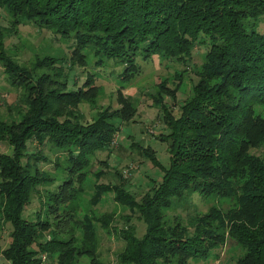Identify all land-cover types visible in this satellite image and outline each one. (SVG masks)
Returning a JSON list of instances; mask_svg holds the SVG:
<instances>
[{"label":"trees","instance_id":"1","mask_svg":"<svg viewBox=\"0 0 264 264\" xmlns=\"http://www.w3.org/2000/svg\"><path fill=\"white\" fill-rule=\"evenodd\" d=\"M0 9L10 12L15 28L33 24L70 40L77 58L66 73L63 58L57 56L22 65L7 54L0 28V63L9 84L23 89L26 108L19 121L0 119V143L12 146L11 154H0V220L12 226V241L0 251L6 261L43 264L49 256L58 264H81L86 256L96 264L91 221L78 245L72 229L44 241L49 221L42 216L52 214L54 198L36 221L24 216L32 192L45 178L52 181L37 165L23 163L32 156L29 142L50 144L65 154L66 179L54 193L57 197L85 192V169L98 152L110 149L121 126L139 112L136 99L123 92L141 72L138 59L158 56L188 63L194 48L203 45L206 52L194 71L198 80L193 96L180 106V116L166 105V96L176 97L166 84L153 97L169 129L162 139L169 145V165L152 148L132 143L164 172L162 181L141 200L124 185L98 184L94 203L103 190H113L116 200L142 213L147 224L142 237L133 234L132 226L121 234L125 249L120 264H192L210 259L228 239L244 250L237 264H264V160L250 153L264 143V0H0ZM111 62L123 68L118 75L119 108H97L100 74L89 68H108ZM76 64L87 72L80 87L71 80ZM88 103L100 109L92 122L75 112ZM187 193L229 198L237 205L227 212L212 208L189 223L180 218L164 228L163 210ZM62 214L55 217L67 222L69 211ZM97 220L110 228L108 219Z\"/></svg>","mask_w":264,"mask_h":264},{"label":"rangeland","instance_id":"2","mask_svg":"<svg viewBox=\"0 0 264 264\" xmlns=\"http://www.w3.org/2000/svg\"><path fill=\"white\" fill-rule=\"evenodd\" d=\"M13 16L10 12L0 9V28L3 30L6 40V52L20 64L32 66L38 58L46 56H57L63 58L65 67L64 72L68 71L71 64L76 62V57L72 56V42L62 39L47 29H40L33 24L23 23L15 28L12 26ZM9 29V30H8ZM264 32V23L260 28ZM205 46L197 45L193 50L192 59L188 63L176 60L163 61L158 56H154L147 61L138 59L141 67L140 74L132 81L124 94L136 99L139 104V112L134 121L130 124H123L119 133L114 137L113 145L109 150L98 152L93 159L91 168L85 169L87 173L86 183L83 185L85 192L66 197H57L59 187L66 179L65 154L50 144L38 145L36 142H29L28 152L31 157L25 158L24 164L37 165L43 176L51 178L44 179L41 185L36 187L30 201L24 210V216L31 221H36L37 213L49 203L52 204V214L48 217L43 212L44 221H49V230L44 233L45 240L52 238L53 234L62 236L61 230L70 231L76 236L77 244L81 242L85 226L90 223L93 225L96 241V264H120V255L125 249L123 234L130 227L136 229L133 234L142 237L147 230L143 215L139 211L124 206L116 200V193L113 190H103L102 196L97 203H94L96 186L124 185L142 199L150 191L151 187L162 181L164 172L157 169L153 164L145 159L139 152L132 147V143H137L143 148H152L157 153V158L164 166L169 165L170 153L168 142L163 141L169 133V129L164 124L163 112L153 106V97L159 91L160 85H167L169 90L176 97L166 96V105L171 108L175 117L180 116V106L187 98L193 96L194 85L198 78L195 69L203 63ZM73 58V59H72ZM72 59V60H71ZM77 65V64H76ZM71 80L75 79L76 87H80L86 80L87 72L81 65L74 67ZM89 68V67H88ZM61 69V68H60ZM87 70V69H86ZM123 68L112 62L108 68L95 70L90 67L89 71L98 72L99 78L95 86L100 87V96L97 99V108L112 109L119 108L117 100L120 89L118 75ZM39 71V72H43ZM186 71V72H185ZM66 73V72H65ZM182 76H179L178 74ZM24 91L21 88L11 86L6 78L4 68L0 63V119L9 123L21 120V115L26 113L21 96ZM100 110V109H99ZM88 104H82L77 111L82 116V121L92 122L97 111ZM162 135L164 137H162ZM260 148L251 149L250 153L264 160V143ZM132 147V148H131ZM12 146L7 142L0 143V154H11ZM59 166H58V165ZM32 166V167H33ZM79 184L75 185V188ZM80 189V187H79ZM67 194V193H65ZM59 198L62 203H58ZM139 200V201H140ZM172 206L163 210V227L168 228L181 218L185 223H189L192 218L207 214L212 208L222 211H229L236 207L237 203L229 198L205 197L199 194H185L179 200H174ZM47 209V208H46ZM69 211L66 218L59 222L64 210ZM135 209V208H134ZM54 216V217H53ZM111 221L110 228H104L97 219ZM62 219V218H61ZM12 226L0 220V251L10 245ZM33 249H38L33 245ZM244 255V250L234 240L228 239L227 242L214 250L211 258L193 262L192 264H237L240 257ZM48 258L43 264H58L57 258ZM81 264H91L88 257H81ZM0 264H10L0 253Z\"/></svg>","mask_w":264,"mask_h":264}]
</instances>
